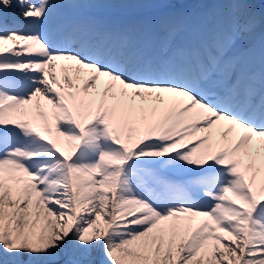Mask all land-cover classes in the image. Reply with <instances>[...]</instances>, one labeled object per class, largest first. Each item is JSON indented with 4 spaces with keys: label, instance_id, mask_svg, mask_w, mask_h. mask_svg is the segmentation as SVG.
Returning <instances> with one entry per match:
<instances>
[{
    "label": "snow or ice",
    "instance_id": "snow-or-ice-1",
    "mask_svg": "<svg viewBox=\"0 0 264 264\" xmlns=\"http://www.w3.org/2000/svg\"><path fill=\"white\" fill-rule=\"evenodd\" d=\"M0 264H264V0H0Z\"/></svg>",
    "mask_w": 264,
    "mask_h": 264
}]
</instances>
